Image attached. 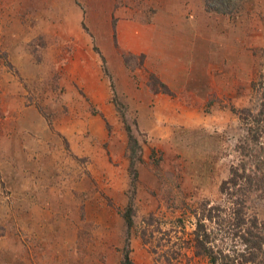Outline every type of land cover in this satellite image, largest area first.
<instances>
[{"label": "rangeland", "instance_id": "374dc122", "mask_svg": "<svg viewBox=\"0 0 264 264\" xmlns=\"http://www.w3.org/2000/svg\"><path fill=\"white\" fill-rule=\"evenodd\" d=\"M233 1L0 0V264H210L201 209L229 254L228 201L264 223L224 183L264 108V0Z\"/></svg>", "mask_w": 264, "mask_h": 264}, {"label": "trees", "instance_id": "16d2710c", "mask_svg": "<svg viewBox=\"0 0 264 264\" xmlns=\"http://www.w3.org/2000/svg\"><path fill=\"white\" fill-rule=\"evenodd\" d=\"M236 5L237 1L233 0H204L205 8L216 12H230ZM240 118L247 123L248 127L245 136L237 146L243 152L241 155L248 157L252 171L249 174L246 173L245 164L241 165L230 171V176L224 183L233 189L244 182V186L240 189L246 191L249 186L258 188L264 186V160L260 154L262 153L260 150L261 146L255 145L259 133L264 128V108H260L252 116L241 115ZM242 190L238 191L242 192ZM235 198L228 201L231 207L227 208L228 224L225 229L223 228V233L226 234L230 231L228 234L231 238L234 237L239 241L240 250L236 249L234 251L232 249L231 254H229L227 251L224 252L221 246L218 247V245L213 244L212 236L215 234V229L218 228L220 230L218 226L222 225L218 219V212L220 211L218 207L209 206L203 208L200 210L199 216L196 217L194 252L205 256L210 264H234L237 258L243 261H255L259 257L256 253L257 251L264 254V249H262V244L264 243V223H258L253 215L248 216L244 212V203L241 199L237 200V197ZM125 216L126 221L129 222L127 214ZM203 219H206L208 222H216V228H207ZM262 260H264V255L262 256Z\"/></svg>", "mask_w": 264, "mask_h": 264}, {"label": "crops", "instance_id": "0c3cea01", "mask_svg": "<svg viewBox=\"0 0 264 264\" xmlns=\"http://www.w3.org/2000/svg\"><path fill=\"white\" fill-rule=\"evenodd\" d=\"M156 49H154V51L153 52H150L151 53V55L153 54V53H157V54H161V55H163L162 53H161V49L159 48V49H157V51H155ZM156 67V66H155ZM164 66L162 65V66H160V67H157V68H162L163 69V71L162 72H165V68H163ZM157 68H155V69H157ZM158 71H161L160 69H157ZM162 74H164V73H162ZM164 75H167V74H164Z\"/></svg>", "mask_w": 264, "mask_h": 264}]
</instances>
